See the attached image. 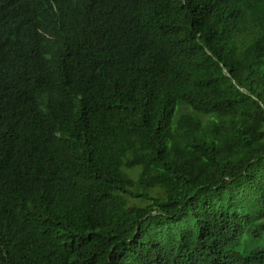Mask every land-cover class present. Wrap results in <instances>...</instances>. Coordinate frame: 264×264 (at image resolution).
<instances>
[{
    "label": "trees",
    "instance_id": "1",
    "mask_svg": "<svg viewBox=\"0 0 264 264\" xmlns=\"http://www.w3.org/2000/svg\"><path fill=\"white\" fill-rule=\"evenodd\" d=\"M0 264H264V0H0Z\"/></svg>",
    "mask_w": 264,
    "mask_h": 264
},
{
    "label": "rangeland",
    "instance_id": "2",
    "mask_svg": "<svg viewBox=\"0 0 264 264\" xmlns=\"http://www.w3.org/2000/svg\"><path fill=\"white\" fill-rule=\"evenodd\" d=\"M261 240L253 239L251 237H243L240 243L237 245V249L243 253L248 254L251 250L255 249L256 247L261 245Z\"/></svg>",
    "mask_w": 264,
    "mask_h": 264
}]
</instances>
